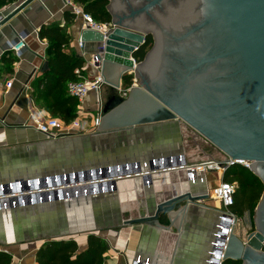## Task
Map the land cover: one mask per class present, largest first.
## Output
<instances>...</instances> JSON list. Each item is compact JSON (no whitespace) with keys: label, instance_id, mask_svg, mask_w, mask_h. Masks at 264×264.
<instances>
[{"label":"water","instance_id":"obj_1","mask_svg":"<svg viewBox=\"0 0 264 264\" xmlns=\"http://www.w3.org/2000/svg\"><path fill=\"white\" fill-rule=\"evenodd\" d=\"M36 1L23 0L9 12H0V29L17 15H23L24 9ZM119 1L108 0L107 3L115 24L107 38L104 40L99 32L84 29L81 30L80 40L92 43V51L104 43L100 74L106 85L118 89L129 71L140 79L139 83L132 86L125 97L112 95L106 100L100 123L92 133L1 148L0 186H25L27 182L34 187L38 182L43 187L58 186L63 182L100 178L98 171L103 172V177L113 176L118 168L124 172L126 167L132 168L151 158L177 155L182 153V125L191 126L233 159L251 162L250 170L264 185V0H207L208 12L209 8H213V21L218 19L214 22L218 30L192 29L189 33L183 29L176 37L172 36L170 25L173 22L180 24L185 19L187 23L192 21L198 11V0H185L179 7L170 0H146L145 9L153 8L160 23L158 26L148 25L139 19L136 23L127 22L126 19H131V12L124 3L123 12L128 18L121 17L116 10ZM158 1H163L164 6H152ZM171 4L173 6L170 7ZM149 33L154 43L144 58L134 65L131 58L134 47L142 45ZM201 39L204 42L214 41L219 46L212 52H204L207 50L204 46L200 51L203 53L194 55L196 57L190 53L180 57L165 55L168 47L165 46L168 43L166 40L185 45L192 42L199 44ZM170 58L173 62L180 60L190 65L186 67V73L179 70L178 76H168ZM215 61H221L220 70L235 68V74L240 75V93L235 95L222 84L207 86L201 82L203 78L200 76L190 77L201 65ZM46 69L45 60L40 72ZM33 72L19 92L24 90ZM247 134L250 136L248 141L240 138ZM167 137L171 140L169 146L164 144ZM236 147L247 152L231 150ZM104 185V192L99 185L95 187V192L90 188L89 198L96 225L88 233L97 234L93 230L100 231L104 226L98 213V204L104 200L111 206L106 227L142 225L144 232L152 230L155 233L171 229L182 233L188 218L206 216L204 208L218 210L205 203L208 194L203 185L199 193L191 186L184 191L178 189L165 198L149 185L144 186L145 205L138 208L137 216L124 218L118 206L117 191L113 192L109 183ZM67 189L61 187L36 194L33 201L26 198L25 204L20 203L15 208L21 228L20 233L17 232L21 236L16 243L75 237L76 233L69 226L65 200L68 192L70 196L73 194V189ZM254 212L256 228L244 238L236 234L228 223H223L222 228H215L218 235L214 240L218 245L210 246L215 251L214 264L220 258L222 262L230 259L241 261V264H260L258 260L264 259V230L261 227L264 190ZM4 230L0 217V245L3 247L11 244Z\"/></svg>","mask_w":264,"mask_h":264},{"label":"crops","instance_id":"obj_2","mask_svg":"<svg viewBox=\"0 0 264 264\" xmlns=\"http://www.w3.org/2000/svg\"><path fill=\"white\" fill-rule=\"evenodd\" d=\"M21 1L23 0H17L11 5L0 8V12L4 14L9 12ZM66 13L72 14L63 0H38L24 9L23 15H17L9 24L0 29V149L46 140L45 136L32 125L34 118L50 116L44 105L34 100L33 97L38 79L42 76L40 67L45 61L47 48V43L38 37L37 31L42 25L60 23L65 27L70 37V42L64 50L67 53L83 56L77 46L82 22L80 19L74 18L72 14L73 20L66 24ZM20 35L23 36L25 45L19 51L21 54L16 55L8 48L10 43L17 42ZM93 48L92 43H86L84 59L89 56L88 54ZM3 56L9 57V60H3ZM84 69L88 76H93L96 73L95 68L90 65ZM32 71L34 72L24 90L19 92ZM108 98L101 99L103 104ZM95 108V95L90 93L84 99L81 107L77 104L76 117L82 121H89L94 116ZM90 125H92L91 121ZM94 129L91 127L85 132ZM164 144H167V141H164ZM209 177L212 179L215 175L210 174ZM165 182L156 180L153 189L166 197L168 184ZM135 184L136 189L139 190L140 182L135 180ZM175 184L183 191L188 189L183 187L182 181L178 182L177 179ZM140 192L141 194H138L139 198L136 199L134 205L130 203L131 207L137 209V212L140 206L145 205L144 189H141ZM119 193L117 191V194ZM118 203L120 202L118 201ZM205 203L212 207H218L210 202L205 201ZM122 204L120 203V205ZM98 205L100 222H104V226L97 234L107 242L109 247L108 257L103 264H130L136 255L142 257L164 256L168 264H206L217 223L218 210L204 208L206 216L202 214L188 218L184 222L182 233H178L175 229L155 233L152 230L144 232L142 225L122 227L119 228V231L116 228L106 227L105 223L109 221L111 215V206L105 200ZM234 232L236 233V228ZM110 233L111 235H109ZM87 234L74 237L80 250L86 248ZM43 242L42 240H31L16 243L17 245L12 243L11 247L6 250L12 255L14 264H36L34 254Z\"/></svg>","mask_w":264,"mask_h":264},{"label":"built area","instance_id":"obj_3","mask_svg":"<svg viewBox=\"0 0 264 264\" xmlns=\"http://www.w3.org/2000/svg\"><path fill=\"white\" fill-rule=\"evenodd\" d=\"M65 6L68 10L73 14L74 18L80 19L82 22V30L89 29L94 30L102 34L103 39L107 38V35L112 31L115 27V24L111 22L100 23L93 19V17L85 12L83 8L73 2L72 0H63ZM19 44L10 43L9 50L16 55H19L20 49H22L25 45L23 36H19L18 40ZM16 44V45H15ZM86 43L81 41L80 38L77 42V46L82 51L83 59L85 57L84 47ZM141 45V44H140ZM140 46L134 47V50H138ZM104 43L97 47L96 51H91L87 58L84 59V67L75 69V74L77 76V80H73L67 83V92L69 95L73 96L78 103V106H82L84 99L90 93L95 95V110L94 116L89 121H82L75 117L69 123H65L61 118L55 116H46L44 118H34L32 120L33 127L40 133H42L46 140H55L64 137H70L77 134H80L86 131L88 128H95L100 123V118L102 116L103 110V102L101 100V90L104 85H106L103 81V78L100 74V63L103 55ZM133 60V64L135 65L139 60H137L134 56L131 57ZM92 66L95 68L96 73L93 76H88L83 72L86 66ZM127 75L131 76V84L129 86H121L117 89L119 93V97L123 98L127 95L130 88L136 84H138V78L134 75L133 71H129ZM10 84V83H8ZM90 121L92 125H90ZM94 129V130H95ZM92 130V131H94ZM251 162L246 161L244 159H233L229 155H224L219 159H205L201 161H190L186 158L185 153H179L177 155H167V156H159L155 158H151L150 161L142 162L139 165H134L132 168H125L126 171L122 172L119 168L117 170V174L113 176H105L103 177V172L98 171V175L100 178L94 177L86 180H78L73 183H62L58 186H40V183H36L34 187L29 182L26 185L19 184L17 187L13 185H9L8 188L0 186V211L6 207H17L20 203L25 204L26 198H29L30 201H33L34 195H41L44 192L52 191L53 189H58L61 187H65L68 189H73L76 186L84 187L83 191L85 194L90 195V188L92 192H95V187L97 185L100 186L102 192L105 190V183H109L112 188V183L116 187L117 191V182L127 179L132 180H140V188L144 189V186H152L155 181L159 177L168 176L171 174H179L182 173L185 179H182L181 176L177 175L178 182L185 184V187L189 189V187L193 186L194 190L199 193L200 187L203 185L205 187V192L208 194V199L216 201L219 203L218 208V216L217 223L215 228H222L223 223H228L230 228H235L237 222V215L233 212L232 206L234 205V196L236 192V184L235 182H228L224 180L225 172L235 166L240 165L245 168L250 169L249 165ZM214 174V178H210L209 175ZM217 174V175H216ZM216 176H219L218 179ZM215 184H214V183ZM177 188V187H176ZM67 189V190H68ZM177 188L176 190H178ZM138 191V190H137ZM69 193V192H68ZM67 193L66 199L70 200L73 194L70 196ZM140 193V192H139ZM65 199V200H66ZM218 234L214 231L213 238L211 240L212 245H218L215 242L214 238ZM7 252V250H3ZM214 256L215 251L210 249L208 251V258L206 260V264H214ZM222 260L218 261L217 264H222ZM130 264H168L165 260L164 256H146L142 257L140 255H136L133 261Z\"/></svg>","mask_w":264,"mask_h":264},{"label":"trees","instance_id":"obj_4","mask_svg":"<svg viewBox=\"0 0 264 264\" xmlns=\"http://www.w3.org/2000/svg\"><path fill=\"white\" fill-rule=\"evenodd\" d=\"M17 0H0V8L11 5ZM89 13L93 19L100 23L112 21L107 9V0H72ZM73 20L72 14L66 13L65 22ZM38 37L47 43L46 62L47 69L38 79L33 97L41 102L50 116L61 118L69 123L77 115V100L68 94L67 83L77 80L75 69L84 67V59L74 53H67L64 49L70 42V37L65 27L54 22L42 25L37 31ZM153 43L151 34L145 36L144 42L133 56L142 60ZM8 61L9 57H2ZM11 63V62H10ZM9 63V64H10ZM84 72V71H83ZM122 84L129 86L131 76L126 75ZM224 180L237 183L232 210L236 215H241L244 208L252 214L263 192L264 185L260 178L250 169L240 165L229 168L224 175ZM107 242L96 233L87 234V245L80 250L75 238L48 240L43 242L35 251L36 264H103L108 257ZM0 264H14L12 255L0 250ZM222 264H241V261L226 260Z\"/></svg>","mask_w":264,"mask_h":264},{"label":"flooded vegetation","instance_id":"obj_5","mask_svg":"<svg viewBox=\"0 0 264 264\" xmlns=\"http://www.w3.org/2000/svg\"><path fill=\"white\" fill-rule=\"evenodd\" d=\"M121 1H122V5H121ZM145 1L146 0H137V2L133 3L134 2L133 1L131 3L130 0H120L116 4V10L121 17L128 18L127 15H125L123 12V8L125 7L124 3H126L128 6L127 8L131 12V15L129 16V17H131V19H126L127 22L136 23V21L139 19V20H142L144 23H148V25H151V24H155L156 26H158V24L160 25L159 21L156 20L157 15L154 14L155 11L153 12V10H152L153 8L152 9H149V8L145 9V6L147 5V3ZM170 1L174 4V6L179 7V6L183 5L185 0H170ZM163 3H164L163 1H158V3H156L155 5H152V6H154V7H160L162 5L164 6ZM206 3H207V0H198V4L196 6L198 11L196 12L195 16L192 18V21H189L187 23L186 19H185L180 24L173 22L170 25L172 27L171 31H173L172 36L176 37L183 29L188 30L189 33L192 31V29H194V30H202L203 29L204 31L209 30V32H211L214 29L218 30L217 25L214 24V22L216 20L213 21V17H212L214 14L213 8H211V9L209 8V12H208V7H206ZM173 4H171L170 7L173 6ZM203 4H205V6H203ZM120 5H121V7L119 8ZM136 5H137V7H136ZM142 16L144 18H147L148 20H144V18H142ZM217 21H218V19H217ZM217 24H219V23H217ZM188 31H187V33H188ZM149 34H151V33H149ZM165 34H166V36L168 35L166 30H165ZM216 34H218V33H216ZM152 38H153V36H152ZM167 41H168V43H166L165 46H168V47L165 50V55L168 57H170V56L171 57H180V55H185V54H189V53L192 57H196L194 55L200 56L203 53L200 51H203L202 48L204 46L207 48V50L204 52H207V51L212 52L213 49H216L219 46V43L216 44V42H214V41L204 42V40H202V39H201L202 42L199 44H197L196 42H192V44L187 43L185 45H182L181 43L178 44L174 41L170 42L169 40H166V42ZM153 43H154V39H153ZM153 43H152V45H153ZM191 56H189V57H191ZM183 58L186 59L188 57H183ZM170 60L172 61L171 58H170ZM139 61H141V60H139ZM215 62H211V63L201 65L200 69L198 68L197 70H195L192 73V76H190V77L194 78V76H196V77L200 76L203 78L201 82H203L207 86L213 87V86H217V85L222 84V87H224L225 89L226 88L229 89L235 95L240 93V90H241V86L239 85L240 75L235 74V68L233 67V68H231V70L223 71V70L219 69V66H220V68L222 67L221 61H217L216 64H215ZM187 66L189 67L190 65L182 63L180 60H177V61L175 60V62L172 61L171 64L167 68V74H168V76H178L177 72L179 70L182 73H186V71H187L186 67ZM226 66H229V65H226ZM191 81L193 82L194 80H191ZM187 85H188V83H187ZM185 87H186V85H185ZM246 116H248V113L246 114ZM244 119H245V116H244ZM244 119L242 117L243 123L245 122ZM189 127L192 129L191 126H189ZM190 128L188 129V133H186L185 135L188 136L189 138H194L198 134L195 133L196 131L194 129L191 130ZM192 131H195V132H192ZM249 137H250L249 134H247V135L240 137V138L243 139L244 141H248ZM182 138H183V135H182ZM226 139H229V138L227 137ZM231 150L236 151V152H241V153L247 152L245 149L237 148V147L231 148ZM221 152H222V154L224 153L223 150H221ZM223 155H225V153ZM261 196H262V194H261ZM261 196H260V198H261ZM260 198H259V200H260ZM259 200H258V202H259ZM258 202H257V204H258ZM255 218H256V213L254 212L253 216H252L254 225H255ZM261 227L264 230V213H263V216L261 217ZM254 229H252L250 232H252ZM258 262L260 264H264V259L263 260L260 259V260H258ZM248 264H254V263L249 262Z\"/></svg>","mask_w":264,"mask_h":264},{"label":"rangeland","instance_id":"obj_6","mask_svg":"<svg viewBox=\"0 0 264 264\" xmlns=\"http://www.w3.org/2000/svg\"><path fill=\"white\" fill-rule=\"evenodd\" d=\"M148 50L149 49H147V51ZM139 81H140V79H138V83H139ZM112 95L119 96V93H118L117 89H114V88L110 87L109 85H104L102 90H101V99H104V97H111ZM89 126H91V125H89ZM188 127H189L188 125H182V129H181V133L183 135L182 151L185 153L186 158L188 160H190V161H201V160L211 159V158L219 159V158L224 156L223 155L224 153L222 154L221 150L217 146H215L210 140H208L204 135L199 134V133H197L195 131H192V132H195L198 135L195 136L194 138H189L188 136H186L185 134L188 133V129L190 128V127L189 128ZM92 132L93 131H89V132H85L84 131V132H82L80 134H77V135H74V136L86 135V134H89V133H92ZM165 141H169L168 138ZM177 175L181 176L182 179H185L182 173L171 174V175H168V176L157 178V180L159 182L166 181L165 183L168 184L167 185L168 190L166 188V190H167L166 197H168L171 194L175 193V191L177 189L176 188V184H175V181H176V179L178 177ZM216 177L218 179H220L219 176H216ZM235 184H236V189H237V183H235ZM183 187H185V184H183ZM115 190L116 189H114V191ZM137 190L138 189H136L135 180H132V179L122 180L117 185L118 193L120 191V193L117 194L118 201L120 203H123L122 205H120V203H119V207H120V210H121L122 217L128 218V217L137 216V214H138L137 213V209L136 208L134 209V207H131L132 205H134V202L136 201V199L139 198L138 194H140V193ZM160 196L162 198H165V195L162 196L160 194ZM206 202H210L214 206L218 205V207H216V208H219V203H217L216 201L208 199V200H206ZM130 203L132 205H130ZM90 204H91V202H90ZM91 208H92V218H93V227H94V225H96V220H94L95 214H94V210H93L94 208H93L92 204H91ZM122 227H124V226L115 227V228H116L117 231H119L120 230L119 228H122ZM235 228H236V233H238L242 238H244L252 229L255 228V225H254V222H253V219H252V214L249 212L248 209L244 208L243 213L241 215H239V214L237 215V222H236ZM89 231H92V230H87L85 232L79 233L78 235H82V234L88 233ZM93 231L100 232L98 230H93ZM234 231H235V229H234ZM109 235H111V233ZM115 236L118 237V235H115ZM125 239L127 240V238H125ZM11 245H12V243L9 244L8 246H5V247L0 245V250L8 249L9 247H11Z\"/></svg>","mask_w":264,"mask_h":264},{"label":"bare ground","instance_id":"obj_7","mask_svg":"<svg viewBox=\"0 0 264 264\" xmlns=\"http://www.w3.org/2000/svg\"><path fill=\"white\" fill-rule=\"evenodd\" d=\"M171 140L167 141L166 146H169ZM140 182V180L137 179ZM121 181L117 182V185ZM116 186V185H115ZM114 185H112V191L116 189ZM84 187L76 186L74 188L75 195L71 197L70 200L67 201V217L70 229L72 232H75L76 235L79 233L85 232L87 230L93 229V218H92V208L90 204V198L88 194H85L83 191ZM183 191V190H182ZM15 207H6L0 211L1 217V225L3 224L5 228V236L7 241L10 243H16V239H19L20 233V222L18 220L17 210ZM235 229V228H234ZM75 235V236H76Z\"/></svg>","mask_w":264,"mask_h":264}]
</instances>
